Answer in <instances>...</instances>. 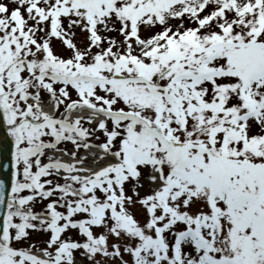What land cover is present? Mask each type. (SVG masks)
<instances>
[{
    "label": "snow or ice",
    "instance_id": "snow-or-ice-1",
    "mask_svg": "<svg viewBox=\"0 0 264 264\" xmlns=\"http://www.w3.org/2000/svg\"><path fill=\"white\" fill-rule=\"evenodd\" d=\"M0 264H264V0H0Z\"/></svg>",
    "mask_w": 264,
    "mask_h": 264
}]
</instances>
